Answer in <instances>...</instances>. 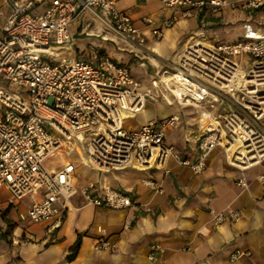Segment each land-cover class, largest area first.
Wrapping results in <instances>:
<instances>
[{
    "label": "built area",
    "instance_id": "2783aa9c",
    "mask_svg": "<svg viewBox=\"0 0 264 264\" xmlns=\"http://www.w3.org/2000/svg\"><path fill=\"white\" fill-rule=\"evenodd\" d=\"M5 1L12 12L0 38V77L10 85L25 87L27 94L0 86V185L7 186L16 200L32 198L22 219L56 227L79 191L86 203L96 206H133L131 194L111 184H102L99 192L92 191L97 185L94 181L79 188L77 165L71 160L59 167L47 166V160L64 149L81 158L82 150L88 165L99 171L132 164L167 173L169 161L175 158L200 173L211 153L222 147L228 161L242 171L239 184L249 188L245 170L264 160V30L247 22L237 40L196 39L173 60L171 72L190 87H200L199 99L212 89L229 106L225 112L201 117L198 159L192 162L166 142V130L177 122L175 115L151 119L139 129L126 126L128 117L142 112L148 100L157 99L151 90L141 88L129 66L99 50L89 59L61 53L70 50L74 41L71 25L83 12L91 13L119 38L145 44L142 28L117 7L116 0ZM44 1H48L45 9L34 11ZM161 1L178 11L153 28L158 39L165 28L193 16L196 9L214 13L225 7L264 10V0ZM142 22L157 24L149 15L143 16ZM258 178L264 181V174ZM144 182L155 192H164L157 179L149 177ZM210 213L216 224L229 216L235 220L242 216L232 207L211 208ZM131 219L127 218L126 226ZM99 233L95 247L115 252L108 230L99 227ZM151 249L152 259L157 251H164L159 243ZM244 253L250 252L236 250L232 259Z\"/></svg>",
    "mask_w": 264,
    "mask_h": 264
},
{
    "label": "crops",
    "instance_id": "0c3cea01",
    "mask_svg": "<svg viewBox=\"0 0 264 264\" xmlns=\"http://www.w3.org/2000/svg\"><path fill=\"white\" fill-rule=\"evenodd\" d=\"M47 3L48 1H44L38 4L34 11H43ZM116 5L136 19L146 38L145 44H133L119 38L91 13L83 12L71 25L74 41L70 50H64L66 55L89 59L94 53V49L89 46L94 45L97 46L96 51L106 53L124 65V62L136 59L145 68L148 65L158 68L165 62L163 60L176 58L188 43L200 38V22L208 17L207 9L195 10L193 16L181 18L173 26L165 28L162 38L158 39L153 33V28L178 9L156 0H116ZM0 10L1 38L4 36L3 28L12 7L5 0H0ZM146 15L152 16L157 24H143L142 17ZM195 15H199L198 19ZM253 23L257 28L264 30L263 20ZM243 33L244 28L238 38ZM93 36L101 39H95ZM109 42L115 51L113 55L109 51ZM89 48V56L83 57L82 54L87 53ZM167 71L169 70L165 71V75ZM165 75L163 73L161 79L175 96L174 102L189 103L190 106L181 113L174 108L168 113L160 107L156 117L146 120L139 127L129 126L130 118L147 112L148 100L142 112L126 119V126L129 129H139L151 119L175 115L178 126H171L166 130V142L174 145L176 153L181 157L194 162L198 159L197 138L200 134L194 138L195 142L188 140L187 130L179 126L184 117L183 112H196L195 121L198 123L202 116L212 117L219 113L222 107L227 110L228 104L223 103L217 93V98L211 102L205 100L206 93L197 100H182L177 90L172 92V89L177 87L173 82L175 80L169 81ZM0 86L13 90L14 85L0 77ZM216 102L217 107L215 104L213 108L212 104ZM168 103L172 104L173 101ZM2 109L0 104V111ZM79 157L83 162L80 155ZM88 167L94 174L82 186L77 182L79 188L94 181L97 185L92 191L99 192L102 184H111L131 194L133 206L126 209L96 206L86 203L82 192L79 191L71 198L70 208L56 227L52 228L50 223L30 221L31 224L22 227L17 225L14 229V239L20 242L9 243L0 240V264H264V181L258 178L264 174V160L245 170L249 188L239 184L242 171L228 161L222 147H217L211 153L207 167L200 173H195L190 165L181 164L175 158L169 161L167 173L156 169L142 170L132 164L105 171ZM149 177L162 183L164 192H155L146 185L144 180ZM31 202L30 196L16 200L7 186L0 185V211L8 209L7 218L17 224L22 220L21 214L27 212ZM147 206L151 208L150 211L146 210ZM230 207L238 209L242 214L241 218L235 220L229 216L216 224L210 209L226 210ZM15 210L18 211V216L14 215ZM127 218H132L128 226ZM24 221H27V218ZM1 223L5 228L6 222L1 219ZM99 227L108 230L109 240L117 247L115 252L95 247L100 237ZM79 233L83 234L81 247L77 257L69 261L66 256ZM154 243L161 244L164 251H157L152 259L150 254ZM236 250L250 253H244L233 260L232 253Z\"/></svg>",
    "mask_w": 264,
    "mask_h": 264
},
{
    "label": "rangeland",
    "instance_id": "374dc122",
    "mask_svg": "<svg viewBox=\"0 0 264 264\" xmlns=\"http://www.w3.org/2000/svg\"><path fill=\"white\" fill-rule=\"evenodd\" d=\"M156 1H161V0H156ZM156 7H158V3L156 4ZM198 16L199 15H195V18L198 19ZM207 16L208 17H206L202 22H200L199 29L201 36L198 37H200L201 39L208 38V39L220 40L226 42L237 40L241 30L244 28L247 22H251V21L260 22L262 20L264 22L263 9L245 10V9H241L240 7L237 8L225 7L216 13L212 12L211 10H208ZM193 20L194 19H191V21ZM197 25H199L198 22ZM93 38L101 39L100 37H95V36H93ZM108 44L110 45L109 51H111V54L113 55L115 52L113 51L114 50L113 45L111 42H109ZM89 47L94 49L93 52L96 51L97 46L91 45ZM90 48L87 53L82 54L83 57L87 58L89 56V52L91 51ZM61 53L62 55L67 54L64 50H62ZM174 59L175 58H172L171 60H163L165 62H163V64L161 63L162 65L158 68H154L153 66L148 65V67H146L148 68V70H146L145 67L141 66L139 61L136 59H133L132 61L128 60L127 62H124L126 63V65H128L131 68L135 78L141 82V88L146 89L149 87L148 89L151 90L157 97V99L149 100L148 109L145 114L144 113L140 114L139 116L135 118H130L128 120L129 126L139 127L146 120L156 117L160 107L162 110H165L168 113L170 112L171 108H174V110H177L181 113L182 111H185L188 106H190L189 103L183 104L178 101L174 102V100L176 99L175 96L171 93V91L168 90L167 86L164 85V82L161 79L163 73L165 75L166 70L173 71L172 62ZM150 74H154V76ZM12 89L17 92L23 93L24 95L27 94L26 92L27 89H23L21 86L14 85L12 86ZM175 90H177L176 86L172 89V92H174ZM208 90L209 91H207L205 94L206 97L205 100L207 99L209 102L215 101V99L217 98L216 96L217 92H215L212 89H208ZM218 96L219 99L222 101V96L220 94H218ZM166 97H168L171 101H173V103L169 104L167 102ZM216 107H217V102H216ZM221 109L223 110V107ZM222 110L220 112H222ZM225 111L226 110H223V112ZM183 115L184 117L182 118V122L179 124V126L187 130L188 140H190L191 142L193 141L195 142L194 138H196V136H198L201 131L200 122L197 123V121H195V117L197 113L183 112ZM173 126H178L177 122ZM196 146L197 145L195 143L194 148H196ZM133 155L134 154H132V156ZM66 160H71L76 163L77 170L75 175L79 186H82L94 174L93 170L90 167H88L89 165L87 162H84L87 165L83 164L79 155L76 152H70L68 149L58 151L55 155L51 156L47 160L46 164L49 167L51 166L59 167ZM13 202L16 203L15 200H13ZM14 215L18 216L17 210H15ZM1 219H3L5 222L8 220L7 216H4L2 214V211H0V222ZM26 224H31L29 218H27V221H24V219L20 220L19 224L17 225L22 227ZM14 238L15 236L13 231V234L10 236L12 243H15Z\"/></svg>",
    "mask_w": 264,
    "mask_h": 264
},
{
    "label": "trees",
    "instance_id": "16d2710c",
    "mask_svg": "<svg viewBox=\"0 0 264 264\" xmlns=\"http://www.w3.org/2000/svg\"><path fill=\"white\" fill-rule=\"evenodd\" d=\"M7 211H8V209L3 211L2 214L4 216H6ZM6 222H7V225L5 228L3 227L2 223L0 222V240H4L6 242L12 243L10 236L13 234V231H14L15 227L17 226V223L11 219H8ZM82 238H83V234L79 233L75 243L71 246L69 253L66 256V258L69 261H71L77 257L79 249H80L81 244H82Z\"/></svg>",
    "mask_w": 264,
    "mask_h": 264
},
{
    "label": "bare ground",
    "instance_id": "6f19581e",
    "mask_svg": "<svg viewBox=\"0 0 264 264\" xmlns=\"http://www.w3.org/2000/svg\"><path fill=\"white\" fill-rule=\"evenodd\" d=\"M165 78H168L169 81L172 80V79L175 80L173 82L176 83V85L178 87L177 92L179 93V97L182 100H185L187 98H192V99L197 100V99H199L200 94L203 92V90L200 87L194 85V87L192 88V87H190V85L187 82H185L183 80H179L177 78V76L174 73H172L171 71H167L166 72ZM166 99L168 101H170L167 97H166ZM80 151H81V154H82L83 162H87L86 157H85L83 151L82 150H80Z\"/></svg>",
    "mask_w": 264,
    "mask_h": 264
}]
</instances>
